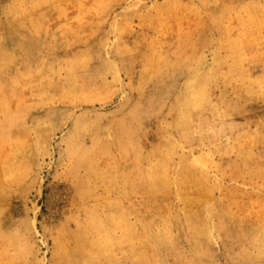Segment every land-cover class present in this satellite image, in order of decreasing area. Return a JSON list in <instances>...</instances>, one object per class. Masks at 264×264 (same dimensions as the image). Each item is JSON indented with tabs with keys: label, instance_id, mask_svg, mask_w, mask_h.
<instances>
[{
	"label": "rangeland",
	"instance_id": "rangeland-1",
	"mask_svg": "<svg viewBox=\"0 0 264 264\" xmlns=\"http://www.w3.org/2000/svg\"><path fill=\"white\" fill-rule=\"evenodd\" d=\"M0 264H264V0H0Z\"/></svg>",
	"mask_w": 264,
	"mask_h": 264
}]
</instances>
